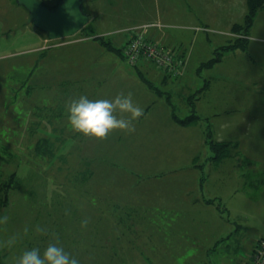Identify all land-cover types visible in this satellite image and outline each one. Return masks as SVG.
I'll use <instances>...</instances> for the list:
<instances>
[{
  "label": "rangeland",
  "instance_id": "obj_1",
  "mask_svg": "<svg viewBox=\"0 0 264 264\" xmlns=\"http://www.w3.org/2000/svg\"><path fill=\"white\" fill-rule=\"evenodd\" d=\"M38 1L47 8L56 7L59 2ZM108 1L107 8L104 3H83L91 19L74 36L57 40L46 38L44 47L22 52L33 47L37 39L32 40V34L26 29L28 25L16 17L15 5H8L4 0H0V52L7 55V60L3 62L8 61L7 68H0V216H8V220L0 224V264H14L15 259L25 248L39 247L43 251L48 243L62 245L70 255L78 257L81 264L207 263V260H202L205 252H198V258L193 260L194 263L192 260H186L184 257L186 254H180V244L171 245L172 239L163 241L164 232L162 231L159 236L156 230L149 227V224H155L153 217L158 212L155 210L154 202L149 201L151 195L159 193L161 191L159 187L172 186L170 181L165 182L163 178L170 176L174 171L197 173L196 170H200L202 173L201 162L205 157L201 152L202 148L196 145L184 146L182 139L165 145H157V141H154L155 144L149 147L143 142L139 147H134L131 139H125L133 138L132 131L113 129L103 139H97L71 130L68 125L60 123V120L58 126H61V131H53V134L50 129H40L43 128L39 122L41 115H49L56 110L66 113L69 99L59 97L60 94L56 95V90L69 85L65 83L68 82V74L81 75L76 79V92L73 94L71 92L72 98L81 94L89 96L92 92L93 75L101 74L103 71L105 74L117 73L115 66L110 64L114 58L121 60L123 65L135 71L134 73L140 75L143 80L146 79L145 76L162 78L164 75L176 83L185 71L184 60L177 56V53L182 51L179 48L181 44L173 42L172 45L165 46L160 42L159 34L164 28L158 18L160 12L151 13L149 17H141L149 5L151 8L155 5L160 10L163 0ZM171 1L174 5L170 8L174 11L177 0ZM188 2L189 10L201 13L200 23L210 27L217 24L226 26L214 29L217 31L211 34L208 41L212 44L215 43L214 38L223 39L222 44L227 41L222 47L223 50L213 51V56L198 68V72H201L220 65L218 70L221 71V82L214 84L206 82V88L212 92L222 88L227 92L229 87L234 88L235 82L231 84L230 82L236 79H243L250 84V80L248 82L242 74H245V69L256 73L258 67L255 61L264 65V50L263 54H259V46L264 45V40L256 34L251 35L252 45H246V52L245 49H239L236 55L234 52H227L234 45L231 37L237 36L232 33L231 26L227 25L229 22H241L246 13V1ZM121 6L124 10L123 19L122 16L116 17V12ZM209 15L213 16L209 18ZM161 16L164 14L161 13ZM141 21L148 22L142 24ZM28 28L34 30L32 26ZM256 28L258 35H264V16L258 19ZM135 35L168 50L173 64L176 60L182 61L179 71L176 74L166 72L163 74L154 62L142 58L135 66H131L127 59L126 61L113 54L105 45V42H108L110 47L121 48L125 41L127 43V40ZM212 44L210 48L213 47ZM31 60L32 65L25 66L26 62L28 64ZM140 63L149 64L148 66L155 72L151 68L141 67ZM85 74L87 76H84ZM89 77L91 78L89 84L85 83L84 79L87 81ZM56 78L59 79L54 82ZM228 78L231 81H228ZM262 78V83H252L248 90L264 92V77ZM59 80L64 82L60 83ZM145 82L151 84L146 80ZM235 85L239 90L242 84L237 82ZM261 85L263 88H260ZM222 96L224 97L221 104L225 111L232 106L234 113H238L236 116L246 121L240 125L245 124V132L249 135L247 138L251 135V141L254 136V141L258 139L257 142H264V97L249 98L241 93L231 103L228 96L225 97L224 93ZM170 101L175 116L184 119L185 115L177 114L183 108L177 94L171 93ZM253 109L260 112L263 121L251 126ZM230 121L227 118L226 122ZM253 131L257 136L253 135ZM160 133L158 128L154 130V134ZM260 133H263V136H258ZM222 143L228 155L230 143ZM206 146L210 150L208 144ZM36 147H39V150L43 149L42 152L45 151L43 155H37ZM239 149L249 154L260 153L264 158V144L262 148L241 145ZM196 155L199 161L191 162ZM195 164L197 166H194ZM227 165L228 163H224L221 166ZM226 169L227 167L223 168ZM158 171L168 174H155ZM189 177L190 180L185 181L186 184L192 186L194 183L195 186L196 174L192 176L190 174ZM252 203L257 205L254 200L249 204ZM261 206L264 208V191L261 193ZM245 210L246 206H243L233 215L244 218ZM251 210L253 217L247 216V226L241 218H236L235 223L242 228L239 232V229L233 232L235 235L232 236L229 249L216 252L214 246L207 254L209 264H243L247 260L246 251L252 250L255 242L264 238V215L257 213L260 217H255V209L252 207ZM84 219H87V224L81 223ZM158 223L159 221H156V225ZM25 226L29 228L27 233L23 232ZM37 226L44 228L45 231H37ZM13 232L20 233V236L16 243L9 247L4 242ZM255 232L261 233L262 236L252 238L251 235ZM227 240L226 238L225 241ZM155 241L156 252L153 250ZM222 243L226 244L223 240L220 241L221 247L224 246ZM174 246L177 248L176 252H173ZM166 247L168 250L165 252Z\"/></svg>",
  "mask_w": 264,
  "mask_h": 264
},
{
  "label": "crops",
  "instance_id": "obj_2",
  "mask_svg": "<svg viewBox=\"0 0 264 264\" xmlns=\"http://www.w3.org/2000/svg\"><path fill=\"white\" fill-rule=\"evenodd\" d=\"M4 1L8 5H15L14 7L17 9L16 17L21 18L22 21L28 25L26 29H29L28 31L32 34V40L34 41V39H37L33 47L22 52L44 47L47 37L40 30L27 23V12L21 6L15 4V0ZM188 1L189 0H177V7H174L175 9L173 11L170 6H173L174 2L171 0H163V6L160 10L159 7L155 5L152 8L149 5L147 11L141 16L145 18L149 17L151 13L158 14L160 12L158 18L164 26L159 34L160 42L165 46L172 45L173 42H175V44H177L176 42L181 44L179 48H181L182 51H179L177 56L180 58L182 57L186 67L176 83L170 81L164 75L162 78L160 76L156 78L145 76L146 79H144L151 83L148 85L140 75L138 76L134 73L135 71L123 65L121 60H115L114 58L111 59L110 64L115 66L117 73L105 74L103 71L101 74L93 75L92 92L89 93V97L111 98L118 92L131 93L133 102L144 109L142 116L134 121V130H132L133 138L128 139L124 136L125 139H131V142L133 141L132 145L134 147H139L143 142L147 143L149 147L155 144L156 141L157 145H165L182 139V144L184 146L196 145V147L202 148L201 152L203 156L205 154L201 162L203 164L202 173L200 170H196L197 173L192 171L189 173L183 170L174 171L170 176L163 178L165 182L170 181V185L172 186L159 187L161 191L151 195L149 201L154 202L156 206L155 210L158 212H156L154 215L155 217H153L155 218V224H149V227L153 228L154 231L156 230L158 233L157 235L163 231V241L172 239L171 245L180 244V254H186L184 255L186 260L193 261L195 258H198V252H205V257L202 260H207V263L204 262L203 264H209L207 254L214 249V246L216 252L221 249L228 250L232 236L235 235L233 232L238 229V232L241 230L242 227L235 223L237 220L236 218L241 217L233 215L237 209L246 206L244 218H241L245 226H247V216L253 217L252 207L255 209V217H260L257 216V213L261 216L264 215V208L261 206V193L264 191V158L260 153L249 154L247 151L244 152L242 149H239L241 145L262 148L264 142H257L258 139L254 141V136L251 141V135L250 138H247L249 135L245 132V124L240 125L244 120L242 121L236 116L238 113H234L232 106L228 107V111H225L221 104V99L224 97L222 96L223 93L225 97H229L231 103H233L235 98L238 97V94L241 93H244V96L249 98H263L264 92L249 91L248 89L251 87L252 83L263 82L264 65L261 61V63L255 61L254 63L258 67L256 73L245 69V74L242 75H245L248 82L250 80V84L246 83L243 79L237 80L235 78L236 80L230 82V84L235 82L234 88L229 87L230 89L227 92L222 88L213 92L208 90L206 88V82H212V84L221 82V71L218 70L220 69V65L213 66L201 72H198V68L203 62H207V60L213 56V51L220 50L224 46V43L227 42L224 40L225 42L222 44L223 39L221 38H214L215 43L213 44L208 42L211 34L217 31L214 29L226 26L217 24L216 26L213 25L210 27L207 24L200 23L199 16L201 13H195L189 10ZM95 2L106 4V8L109 6L108 0H84L85 4H93ZM122 9L123 6L119 7L116 12V17L122 16L121 19L124 18V10ZM161 13L164 14V16H161ZM211 16L213 15H209V18ZM261 16H264V9L257 14L253 26L248 31V46L252 45V43H250L251 35L253 36L256 34L257 37L264 40V35H258L256 32V24ZM180 18H182L184 22ZM146 22L148 21H141L140 23L144 24ZM238 22L241 23L242 20L241 22L237 21L235 23L229 22L227 26H231L232 28V26ZM31 26L34 30L28 28ZM232 38L233 37H231V39ZM156 41L158 42L159 40ZM211 44L213 45L212 48H210ZM259 47V54H263L264 45ZM246 48L247 46L245 47V52ZM227 52H234L233 54L236 55L239 53V49ZM0 60V68H7L8 61L3 62L7 60V55L4 52H0ZM140 64L141 67L151 68V66H148L149 64ZM31 65L32 60L28 64L27 62L25 64V66ZM244 67H247L246 63ZM69 75L70 74H68V82H65L69 85H67L66 88L59 87L58 91L56 90V95L60 94L58 95L59 97L70 99L72 94L76 92V79L81 75L77 73L71 76ZM199 75L202 76L203 79H201ZM84 76H87V74ZM58 79L56 78L54 82H57ZM90 79V77L87 81L84 79V82L89 84ZM228 81L231 80L228 78ZM59 82L61 83L64 81L59 80ZM237 82L242 84L239 86V90L235 85ZM260 88H263L262 85ZM179 92L182 93L179 94ZM171 93L177 94L179 103L181 104L180 106L183 107L181 108L182 111L177 112V114L185 115V117L195 114L197 119L193 123L189 125H180L174 120L173 116L176 114L174 113L173 104L170 101ZM52 94H54V92H52ZM190 98L193 101H191ZM252 113L255 115L252 114L251 126L252 124H260L263 121V116L260 112L254 111V109ZM118 115L120 114L118 113ZM123 115L127 116L128 114L124 113ZM227 118L231 120L229 123L226 122ZM59 120L60 123L67 125L65 113L63 114L56 110V112L49 113V115L43 114L39 120L41 127H43L40 129L61 131V126H58ZM244 123H246V121ZM156 128L159 129L161 132L160 134H154ZM116 130L123 131L121 129ZM207 132L210 133L211 140L213 141L230 143L229 154L223 157L226 159L220 164H218V162L223 158L218 161L210 159L213 154L206 146L208 140L206 138ZM253 133V135L256 134L254 131ZM260 135L263 136V133H260L258 136ZM158 161L159 159H157V162ZM196 161H199L197 155L191 159V162ZM149 162H151V160ZM224 163H228L226 170H223V168L226 167L221 166ZM194 166H197V164ZM155 174L167 175L168 172L164 173L158 171L155 172ZM190 174L191 176L194 174L197 176V184L195 186L194 183H192V186H189V184L185 182L190 178ZM173 180H176V182ZM241 180H243V182H241ZM238 182L239 185H237ZM206 200L214 201V203L206 204ZM251 200H254L257 205L255 203L250 205L249 203ZM156 221H159L157 225ZM258 233L255 232L251 235L252 238H256V236L259 237L261 233ZM215 234L217 235L215 236ZM226 238L228 239L227 241H225ZM222 240L226 242V244L222 243L224 245L223 247L219 245ZM151 242L152 240L150 241V245ZM156 242L157 241L153 243V250L155 252L157 248ZM167 250L168 247H166L164 251L166 252ZM176 250L177 248L174 246L173 252H176ZM249 252V250L246 251L247 256L245 255V260L248 258ZM194 264L199 263L195 262Z\"/></svg>",
  "mask_w": 264,
  "mask_h": 264
},
{
  "label": "clouds",
  "instance_id": "obj_3",
  "mask_svg": "<svg viewBox=\"0 0 264 264\" xmlns=\"http://www.w3.org/2000/svg\"><path fill=\"white\" fill-rule=\"evenodd\" d=\"M143 111L141 106L133 102L130 92H118L111 98H90L86 94L72 97L67 101L65 115L71 130L103 139L113 129L134 130V121L142 116ZM124 113L128 115L124 116ZM7 220L8 216H0V224ZM81 223L87 224V219ZM36 230L45 231L39 226ZM28 231L29 228L25 226L23 232ZM19 236L20 233L13 232L4 243L11 247ZM14 264H81V261L78 257L70 255L62 245L48 243L43 251L39 247L25 248Z\"/></svg>",
  "mask_w": 264,
  "mask_h": 264
},
{
  "label": "water",
  "instance_id": "obj_4",
  "mask_svg": "<svg viewBox=\"0 0 264 264\" xmlns=\"http://www.w3.org/2000/svg\"><path fill=\"white\" fill-rule=\"evenodd\" d=\"M28 14L27 23L49 40L74 36L90 21L83 0H59L55 8H47L38 0H15Z\"/></svg>",
  "mask_w": 264,
  "mask_h": 264
},
{
  "label": "trees",
  "instance_id": "obj_5",
  "mask_svg": "<svg viewBox=\"0 0 264 264\" xmlns=\"http://www.w3.org/2000/svg\"><path fill=\"white\" fill-rule=\"evenodd\" d=\"M245 1H246V13L243 16L241 23H237V24H234L232 26V33L237 35V36L232 38V43L234 45L232 46V48H230L228 50H236V49H242L243 50V49H245L246 45H248V43H249L248 31L253 26L257 14L261 10L264 9V0H245ZM83 2H84V0H83ZM53 8H55V7H53ZM130 40H131V37L127 40V43H126V41L124 42V45L128 46ZM105 45L108 47L109 51L113 52V54L119 55L124 60L127 59V56H126L127 47H124V45L121 48H115L112 46L110 47L108 42H105ZM221 50H223V48H221L219 51H221ZM181 62H180V64H181ZM129 65H131V64H129ZM131 66H135V65H131ZM180 68H178V71ZM173 118L180 125H189L197 119V116L195 114H191V115L186 116L184 119H180L174 115ZM53 134H54V132H53ZM206 134H207L206 138L208 139L207 144H208L211 152L213 153V156L211 157V159L219 160L218 158H223L225 155H227L223 149V143L211 140V136H210L209 132ZM42 151H43V149L39 150V147H36L37 155H43V153L45 151L44 152H42ZM207 203L213 204L214 201L208 200ZM252 250H253V248H252ZM252 250H250L249 255L252 254ZM248 260H249V256L243 264L248 263Z\"/></svg>",
  "mask_w": 264,
  "mask_h": 264
},
{
  "label": "built area",
  "instance_id": "obj_6",
  "mask_svg": "<svg viewBox=\"0 0 264 264\" xmlns=\"http://www.w3.org/2000/svg\"><path fill=\"white\" fill-rule=\"evenodd\" d=\"M142 39L139 35L131 37V40L126 49L127 60L131 65H136L139 59H145L155 63L161 73L176 74L180 62L176 60L173 64L172 57L169 56L168 50H164L156 43L148 42ZM246 264H264V238L256 241L252 254L249 255L248 263Z\"/></svg>",
  "mask_w": 264,
  "mask_h": 264
}]
</instances>
